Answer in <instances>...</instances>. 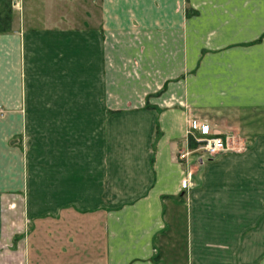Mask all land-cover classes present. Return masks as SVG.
<instances>
[{"label":"crops","instance_id":"crops-1","mask_svg":"<svg viewBox=\"0 0 264 264\" xmlns=\"http://www.w3.org/2000/svg\"><path fill=\"white\" fill-rule=\"evenodd\" d=\"M191 120L243 146L178 160ZM0 251L264 264V0H11Z\"/></svg>","mask_w":264,"mask_h":264},{"label":"built area","instance_id":"built-area-1","mask_svg":"<svg viewBox=\"0 0 264 264\" xmlns=\"http://www.w3.org/2000/svg\"><path fill=\"white\" fill-rule=\"evenodd\" d=\"M187 133L198 143V148L210 156L221 151H229L231 148L228 144V140L230 139L228 135L215 134L207 124L197 122L196 120H191ZM182 187H187L186 180L182 181Z\"/></svg>","mask_w":264,"mask_h":264},{"label":"rangeland","instance_id":"rangeland-1","mask_svg":"<svg viewBox=\"0 0 264 264\" xmlns=\"http://www.w3.org/2000/svg\"><path fill=\"white\" fill-rule=\"evenodd\" d=\"M6 1H7V3L5 4ZM8 6L11 8V0H0V12H2V9H6ZM10 17H11V14H10ZM0 28H1V24H0ZM187 129H189V127ZM187 136L189 137V138L187 137L188 138L187 145H185L184 148L179 149L177 154H176V157H177L178 160L179 159L180 160L181 159L182 160L183 159L186 160L187 156H189L190 154H194V155L200 156L201 158H203L205 160H206V158L210 157V155L208 153L203 152L201 149L198 148V146H199L198 143L194 140V138L191 135H189L187 133ZM228 136L230 138L228 140V144L230 145V147L232 149L233 148H240V147L243 146L241 144L240 140H238L236 137H233V135H231V134L228 135ZM231 148L229 150H231ZM193 151H195V152H193ZM225 152H227V151H221V152H219L217 154H214L213 156L219 155V154H223ZM185 180L187 181V185H188V180L187 179H185ZM5 237L9 239L8 243H10L11 238L14 237V236L12 234H10V235H7ZM4 244H5V242H4ZM8 256L10 258H17V256H18V258H19V254L16 251H10V252L0 251V258H2V257L8 258Z\"/></svg>","mask_w":264,"mask_h":264},{"label":"trees","instance_id":"trees-1","mask_svg":"<svg viewBox=\"0 0 264 264\" xmlns=\"http://www.w3.org/2000/svg\"><path fill=\"white\" fill-rule=\"evenodd\" d=\"M7 1L5 2V4ZM11 14V8L8 6L6 9H2V12H0V32L5 31L8 29V20L10 19Z\"/></svg>","mask_w":264,"mask_h":264}]
</instances>
